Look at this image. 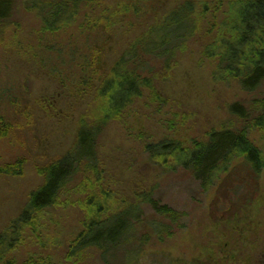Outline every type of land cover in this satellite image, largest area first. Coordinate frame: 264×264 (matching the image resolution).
Instances as JSON below:
<instances>
[{
  "label": "rangeland",
  "instance_id": "rangeland-1",
  "mask_svg": "<svg viewBox=\"0 0 264 264\" xmlns=\"http://www.w3.org/2000/svg\"><path fill=\"white\" fill-rule=\"evenodd\" d=\"M141 1L144 13L139 15L145 26L183 0ZM129 2L133 4L134 0L96 3L98 9L104 7L101 13L107 10L113 16L115 23L110 33L102 29L97 37L106 44L104 66H100L107 71L128 48L129 37L141 28L135 9L122 17L117 15L121 6ZM15 4L13 16L2 26L0 35V118L10 126L9 134L0 138V167H21L17 174L0 172V233L23 211L32 191L44 183L38 168L73 147L79 130L78 117L93 95L91 86L81 82L85 72L71 58L76 42L83 48L79 25H68L62 33L59 54H45L39 39L42 23L36 11L28 10L25 0H15ZM87 10L83 7L79 24L93 18L94 13ZM208 41L209 36L206 40L199 36L180 56L172 75L157 80L155 88L163 95V104L152 101L154 97L148 93L137 99L119 120L108 123L99 137L98 156L110 190L122 199H132L144 190L153 191L162 204L185 213L170 236H153L148 228L134 231L133 243L123 245L122 251L131 250L134 243L141 245L140 264H170L168 256L179 260V264H264V172L259 185H254L259 189L254 200L248 206L242 200L239 204L244 206L239 209L233 203L235 196L247 194L244 188L255 189L246 184L236 193L231 188L230 183L244 180L243 170L217 194L216 188L206 191L185 171L162 175L144 151L146 145L165 139H179L187 144L191 139L205 138L213 129H241L244 123L233 115L230 105L250 104L264 97V85L257 92L246 93L236 81L217 80L215 64L201 55ZM49 57L52 60L48 61ZM55 65L70 79L65 80L67 86L53 73ZM249 136L264 152V129H252ZM71 187V192L62 196L61 204L44 214L37 234L26 230L24 241L9 258L17 264H24L31 256L57 264H104L97 249L67 259L72 242L83 231L86 214L80 182ZM144 209L148 219L164 223L150 207ZM143 237L146 242L142 243ZM119 255L117 264L122 257ZM130 257L136 258L133 254ZM126 260L122 257V264ZM135 263L136 260L132 264Z\"/></svg>",
  "mask_w": 264,
  "mask_h": 264
},
{
  "label": "trees",
  "instance_id": "trees-1",
  "mask_svg": "<svg viewBox=\"0 0 264 264\" xmlns=\"http://www.w3.org/2000/svg\"><path fill=\"white\" fill-rule=\"evenodd\" d=\"M96 3L97 0H25L24 6L36 11L42 23L39 39L40 46L46 49L45 54H59L62 33L68 25H79L83 48L76 42L71 58L76 67L85 72L81 82L91 86L93 95L78 117L79 130L73 147L62 157L38 168L44 183L32 191L23 211L0 233V264H17L9 254L24 241L26 230L37 234L44 214L60 205L62 196L70 193L71 186L78 182L86 192L82 191L85 195L82 207L86 214L83 231L72 242L67 259L73 260L85 250L97 249L104 264H117L119 253L125 260L127 258L125 264H132L134 260L135 264H140L141 245L134 243L131 250L122 251L123 245L133 243L134 231L148 228L153 236H170L185 213L162 204L153 191L144 190L132 199H122L107 187L98 156L99 137L105 126L119 120L137 99L148 93L154 97L152 101L163 104V95L155 88L157 80L172 75L180 56L199 36L203 40L209 36L210 41L202 47L201 55L215 64L217 80L236 81L246 93L257 92L264 85V0H183L145 26L139 15L144 13L141 0L123 4L117 15L122 17L131 8L135 9L141 28L129 37L128 48L108 71L100 66H104L106 44H101L97 37L102 29L110 33L115 23L111 19L113 16L107 14V10L101 13L104 7L98 9ZM15 6V0H0V35L2 26L12 18ZM83 7H88L87 12L94 15L79 24ZM59 65L52 66V71L67 86L70 79L61 70L57 71L55 67ZM229 108L243 121L241 129H213L205 138L191 139L187 144L179 139L148 144L144 148L148 159L162 175L185 171L206 191L216 188L217 194L240 170L244 171V180L230 183L236 193L246 184L259 185L264 172V152L251 140L249 131L264 129V97L250 104L235 102ZM9 127L0 118V138L9 134ZM19 170L16 165L0 167L1 173L17 174ZM254 188L252 191L244 188L247 194L235 196L233 203L239 209L244 206L239 204L242 200L247 206L251 204L259 191ZM145 207H150L155 217L164 223L148 219ZM145 239L143 237L142 243ZM131 254L136 258L131 259ZM168 258L170 264H179V260ZM24 264L57 263L31 256Z\"/></svg>",
  "mask_w": 264,
  "mask_h": 264
}]
</instances>
